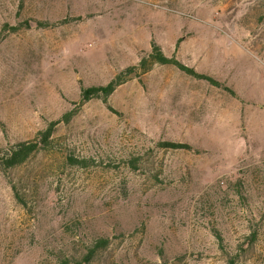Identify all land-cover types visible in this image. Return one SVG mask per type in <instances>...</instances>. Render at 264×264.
Instances as JSON below:
<instances>
[{"label": "rangeland", "instance_id": "374dc122", "mask_svg": "<svg viewBox=\"0 0 264 264\" xmlns=\"http://www.w3.org/2000/svg\"><path fill=\"white\" fill-rule=\"evenodd\" d=\"M0 264H264V0H0Z\"/></svg>", "mask_w": 264, "mask_h": 264}, {"label": "trees", "instance_id": "16d2710c", "mask_svg": "<svg viewBox=\"0 0 264 264\" xmlns=\"http://www.w3.org/2000/svg\"><path fill=\"white\" fill-rule=\"evenodd\" d=\"M15 30L17 29H14V31ZM154 65H172L178 68L180 71L197 79L206 80L214 86H221L218 82L214 81L210 77L196 74L192 69L182 65L173 57H166L160 47L152 42L149 53H147L146 57L142 58L136 66L128 67L124 71L118 73L113 80L105 85L83 88L81 90V102L89 101L93 98H100L104 103H106L107 99L115 91V89L126 82V78L136 76V74H144L148 72ZM50 134L51 129H48L46 132L41 133V141L34 139L30 142H21L8 147L5 149L4 158L1 161L8 169L24 163L35 151H37L40 144H47ZM160 146L173 149L187 148V145L175 143H161ZM107 244L108 239L106 238L97 240L96 243L88 250L86 260H89L91 257H93L99 249H103L107 246Z\"/></svg>", "mask_w": 264, "mask_h": 264}, {"label": "crops", "instance_id": "0c3cea01", "mask_svg": "<svg viewBox=\"0 0 264 264\" xmlns=\"http://www.w3.org/2000/svg\"><path fill=\"white\" fill-rule=\"evenodd\" d=\"M201 73H203V75H204V74H206V75L208 74V72H201ZM196 74H197V73H196ZM206 75H205V76H206ZM210 75H212V74H208V76H207V77H210V78H212ZM212 79H213V78H212ZM214 80H215V79H214Z\"/></svg>", "mask_w": 264, "mask_h": 264}]
</instances>
